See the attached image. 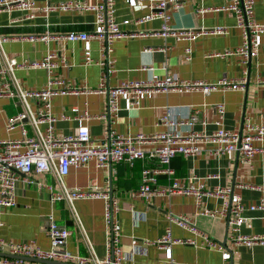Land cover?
I'll use <instances>...</instances> for the list:
<instances>
[{
  "label": "crops",
  "instance_id": "0c3cea01",
  "mask_svg": "<svg viewBox=\"0 0 264 264\" xmlns=\"http://www.w3.org/2000/svg\"><path fill=\"white\" fill-rule=\"evenodd\" d=\"M64 1H80L88 4H102L104 0H35L38 9L35 18H29L30 11L17 6L0 5V34L6 37L4 50L19 63L42 61L49 53L64 58L69 67L59 66L52 76L57 80L55 87L72 88L53 95L52 110L56 116L55 131L62 136L88 127L94 140L107 139L112 132L119 134H155L171 128V119L187 118L188 107L196 106L198 119L193 129L199 133V149L195 155L178 154L172 160L175 174L158 173L154 187L168 188L173 181L179 185L198 188L203 191L198 198L196 191L169 190L152 195H143L137 190L143 183L142 169L160 166L155 158L138 159L133 165L128 162L108 163L98 166L95 159L85 165H72L63 176L67 186L109 189L117 199L114 218L121 224V245L123 250L137 264H170L165 250L157 242L168 227L175 237L190 241L175 243L173 254L180 264H264V243L246 244L235 242L231 218L228 211L221 213L226 202H233L241 195L248 217L241 228L244 234H264V209L249 208L264 199V139H255L257 146L251 161L243 160L239 151L231 155H216L214 150L222 143L216 136L220 128L234 131L245 129L244 121L264 123V31L259 35V54L247 65L236 50L242 45L243 35L237 25L236 14L228 6L232 0H184L175 10L172 6L170 24L175 30H196L202 32L194 40H177L174 35H162L163 19L142 23L138 19L150 13L145 2L116 0V17L119 22L130 20L122 26L134 35L116 39L109 58L114 66L85 63L87 50L95 59H104L101 44L96 39L70 41L65 37L71 31H92L96 13L91 10L46 11L43 7ZM254 17L264 25V0H254ZM224 28L213 32L212 29ZM54 36L46 41L43 36ZM191 47V57L186 50ZM229 52H232L229 54ZM228 53V54H227ZM1 65V58H0ZM245 71L248 74H245ZM199 83H217L222 79L247 78L238 89L216 90L205 93L202 89L190 91L147 92L134 101L127 95L119 99L120 109L115 116L108 114L109 98L98 91L101 84L116 87L123 81L154 80L167 75ZM16 76L27 89H41L49 80L45 68L21 66ZM3 80L0 79V85ZM218 103H224L225 115L219 121ZM36 110L41 105L39 98H32ZM17 97L0 95V136L19 137L20 126L8 129L9 116L22 110ZM45 127V125H42ZM182 123L176 129L186 133ZM156 142L141 144L144 149L156 146ZM32 177L45 179L55 190L60 182L54 172H33ZM228 189V190H227ZM74 208L81 218V226L74 221L72 208L66 198L51 200V191L41 189L36 183L20 181L16 204L0 206V237L12 241H34L43 248L51 247V238L45 226L51 215L60 223L72 229L67 248L73 252L88 254V242L95 251L104 256L107 253L109 226L105 218L103 198H77ZM207 209L218 213L210 215ZM188 218L185 224L169 219V214ZM82 227V228H81ZM219 240L228 249L205 244L204 235ZM226 241V244H224Z\"/></svg>",
  "mask_w": 264,
  "mask_h": 264
},
{
  "label": "built area",
  "instance_id": "2783aa9c",
  "mask_svg": "<svg viewBox=\"0 0 264 264\" xmlns=\"http://www.w3.org/2000/svg\"><path fill=\"white\" fill-rule=\"evenodd\" d=\"M145 2L150 13L143 18L138 19L139 23L153 19H163L162 35H174L177 40H194L199 33L196 30H175L171 24V14L168 12L170 6L175 10L183 5L184 0H132ZM0 5L5 7L17 6L21 9L30 11L29 18H35V11L38 9L35 0H0ZM236 14L237 25L242 30V45L236 50L241 55L245 65L249 63L252 57L259 54L260 38L259 35L264 31V25L257 22L254 17V0H232L228 6ZM44 10H76L85 9L96 13V20L92 31H71L65 35L70 41H85L96 39L101 44L102 55L104 59H95L92 52L87 50L86 61L89 64H99L106 66L108 71L113 68L114 60L109 58L113 50V42L127 35H134L124 27L130 23V20L119 22L116 17V0H104L102 4H88L80 1H64L56 5L49 4L43 7ZM224 28L212 29V31H223ZM43 38L49 41L54 36L44 35ZM6 37L0 34V79L3 80L0 85V95H9L17 97L23 108L18 113L8 117L6 125L8 129L20 126L22 134L19 137L3 138L0 136V206H12L16 204L18 183L22 180L29 183H36L41 189L51 191V200L57 201L66 198L72 208L74 221L81 226V218L74 208V200L77 198H103L105 200V218L109 226L107 253L104 256L99 255L91 242H88L90 251L88 254L73 252L67 248V240L73 232L71 227L60 224L53 215L49 218V224L45 226L47 233L51 238V247L43 248L34 241H12L0 237V252L12 253L24 256H34L45 259H56L61 261L73 262L76 264H137L123 250L121 245V224L117 218H114V209L118 207L117 199L109 189H98L94 186L82 188L79 186L70 187L63 183V176L66 175L72 165H85L89 160L95 159L98 166L108 163L128 162L134 164L138 159L155 158L160 166L152 169L145 166L142 169L143 183L137 190L143 195H152L158 192L169 190H183L184 192L196 191L198 198L205 193L203 185L198 188L189 185H179L178 181H173L168 188L154 187L152 184L158 181V173L175 174L172 166V160L178 154L185 156L195 155L199 149V133L193 129L195 121L198 119L199 109L196 106H190L187 110V118L183 120L171 119V128L155 134H145L138 132L136 134H119L112 132L110 136L102 141L93 139L88 127H82L75 133H69L62 136L57 135L55 131L56 116L52 110L51 98L53 95L65 93L67 91H76L72 88L59 89L55 87L57 80L52 76L55 68L59 66L69 67L66 59L56 60L57 55L49 52L42 61L29 63H19L16 58L9 57L4 50ZM187 58L191 57L192 49L187 50ZM232 52H229V54ZM228 54V53H227ZM45 68L49 73V80L45 87L41 89H27L22 86L16 76V70L21 67ZM247 75L248 72L245 71ZM247 81L246 77L241 79H222L217 83H199L181 79L177 75L169 74L165 78L154 80H131L123 81L116 87H108L104 83L98 91L105 92L109 98L110 116L117 115L120 104L119 99L122 95H127L134 101H138L144 93L147 92H165L171 91H190L202 89L205 93L216 90L238 89L243 87ZM39 98L41 105L34 109L31 104L32 98ZM219 121H222L225 115L224 103H218ZM182 123L186 128V133L176 129V123ZM42 125H45L43 127ZM245 129L234 131L226 128H220L216 136L220 138L221 144L214 150L216 155L232 154L239 151L243 155V160L251 161L257 146L255 139H264V123L244 121ZM156 142V146L150 149H144L141 144L146 142ZM54 172L60 182L59 190L48 183L45 179H36L31 176L33 172ZM228 190V189H227ZM264 209V199L259 203L249 206V208ZM246 204L241 195H236L233 202H226L221 213L230 211L233 214L231 224L234 233L232 239L235 242H244L254 244L256 242L264 243V234H244L241 232L243 224L247 220L244 214ZM205 213L214 215L218 213L216 209H207ZM171 221L185 224L188 220L183 215L169 214ZM82 228V227H81ZM205 244L211 247L223 249L225 256L229 255L223 243L219 240L204 235ZM190 240L175 237L170 227L158 238L157 242L165 250V256L170 264H180L173 254V245L175 243H185ZM0 264H49L26 260L20 257L0 256ZM229 264V263H228Z\"/></svg>",
  "mask_w": 264,
  "mask_h": 264
},
{
  "label": "water",
  "instance_id": "95a60500",
  "mask_svg": "<svg viewBox=\"0 0 264 264\" xmlns=\"http://www.w3.org/2000/svg\"><path fill=\"white\" fill-rule=\"evenodd\" d=\"M224 244H226V241H224ZM0 256L20 257V258L30 260V261L49 263V264H76L73 262L61 261V260H56V259H45V258H40V257L24 256V255H17V254H12V253H5V252H0Z\"/></svg>",
  "mask_w": 264,
  "mask_h": 264
}]
</instances>
